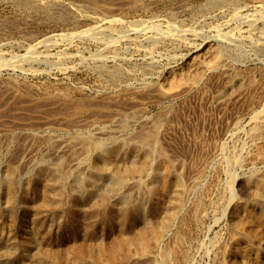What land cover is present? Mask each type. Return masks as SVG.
<instances>
[{"label":"rangeland","instance_id":"374dc122","mask_svg":"<svg viewBox=\"0 0 264 264\" xmlns=\"http://www.w3.org/2000/svg\"><path fill=\"white\" fill-rule=\"evenodd\" d=\"M19 1L0 0V264H264V1ZM206 45L218 46V64L192 88L160 94V78ZM86 137L113 149L107 160L86 151ZM140 144L154 149L151 166L140 183L128 176L120 193L128 204L142 197L150 207L145 248L122 238L135 234L140 217L118 227L91 215L102 195L105 206L118 203L112 169L138 159ZM40 166L51 201L32 229L24 212L38 201L29 181ZM176 183L185 204L171 213L166 186ZM87 188L92 192L74 204L79 218L71 220L69 201ZM25 189L32 195L26 200Z\"/></svg>","mask_w":264,"mask_h":264},{"label":"bare ground","instance_id":"6f19581e","mask_svg":"<svg viewBox=\"0 0 264 264\" xmlns=\"http://www.w3.org/2000/svg\"><path fill=\"white\" fill-rule=\"evenodd\" d=\"M19 1V0H18ZM33 1V0H32ZM45 1V0H44ZM46 1H48V0H46ZM56 1V0H55ZM60 1V0H59ZM62 1V0H61ZM85 1H87V0H85ZM96 1V0H95ZM211 1V0H210ZM225 0H223V2H224ZM251 1H254V0H251ZM256 1V0H255ZM262 1H264V0H262ZM261 1V2H262ZM20 2V1H19ZM23 2V1H22ZM28 2V1H27ZM43 2V1H42ZM90 2V1H89ZM88 1H87V3H89ZM218 2H219V0H218ZM217 2V4H219ZM25 3V2H24ZM45 3V2H44ZM46 3H48V2H46ZM86 3V4H87ZM93 3V2H92ZM213 3V2H212ZM216 3V2H215ZM55 4V3H54ZM56 4H57V2H56ZM59 4V3H58ZM91 4V3H90ZM96 4V3H95ZM94 4V5H95ZM210 4V3H209ZM19 5H21V4H19ZM61 5V4H60ZM78 5V4H77ZM92 5V4H91ZM140 5V4H139ZM34 6V5H33ZM33 6H32V8H33ZM45 6V5H44ZM53 6V5H52ZM51 6V7H52ZM54 6H56V5H54ZM58 6V5H57ZM61 6H64V5H61ZM84 6H85V4H84ZM23 7V6H22ZM39 7V5H37V8ZM41 7H43L42 5H41ZM90 7V6H89ZM91 7H93V6H91ZM31 8V9H32ZM40 8V7H39ZM46 8V7H45ZM44 8V9H45ZM47 9V8H46ZM49 9V8H48ZM47 9V10H48ZM51 9H53V8H51ZM67 9V8H66ZM75 9V8H74ZM74 9H73V11H74ZM77 9V8H76ZM95 9V8H94ZM55 10V9H54ZM49 11V10H48ZM51 12H52V10H50ZM72 11V10H71ZM77 11V10H76ZM60 12V11H59ZM66 12V11H65ZM53 13V12H52ZM61 14V13H60ZM48 15V14H47ZM55 15V14H54ZM62 15V14H61ZM66 15V14H65ZM72 15V14H71ZM50 16V15H49ZM60 16V15H59ZM46 17V16H45ZM61 17V16H60ZM63 17V16H62ZM113 17V16H112ZM62 19V18H61ZM64 19H66V18H64ZM68 19V18H67ZM70 19H72V18H70ZM112 20H114L113 18L112 19H109V21H112ZM91 26L90 27H85V29L83 28L82 30H76L75 32H72V34H76V33H80L81 31L82 32H86V31H88L90 28H92L93 26H92V24H90ZM95 25V24H94ZM98 28V27H97ZM98 30V29H97ZM74 31V30H73ZM94 31V30H93ZM96 31V30H95ZM90 32H92V31H90ZM71 33V32H70ZM180 34V33H179ZM178 36V35H177ZM209 43V42H208ZM215 45H217V44H215ZM195 48V47H194ZM223 53V52H222ZM26 58V57H25ZM188 60V59H187ZM221 60V59H220ZM225 61V60H224ZM4 62H6V61H4ZM11 62V61H10ZM9 62V63H10ZM13 62V61H12ZM218 62H219V48H218V46L216 47V46H213V45H206L205 47H203V49L201 50V51H199V52H193L192 54H191V56L189 57V60L187 61V62H185V63H183L182 65H180V66H178V67H175L174 69H172L171 71H169L165 76H163V78H160V80H161V83H160V85L158 86V88H157V90H159V92H160V94H163L164 96H170V94H171V92H172V90L174 89H178V88H182V87H185L186 89H187V87H191V86H193L195 83H196V81L197 80H199L200 79V77H201V75L205 72V71H207L209 68H213V67H215L217 64H218ZM221 62V61H220ZM8 64V63H7ZM6 64V65H7ZM101 65V64H100ZM102 67V66H101ZM105 68V67H104ZM96 69V68H95ZM98 69V68H97ZM103 69V68H102ZM219 69V68H218ZM113 70V69H112ZM115 70V69H114ZM113 70V71H114ZM170 70V69H169ZM103 70H101V72H102ZM104 72V71H103ZM112 72V71H111ZM106 73H108V71L106 72ZM121 73V72H120ZM120 73H118V74H120ZM236 73V72H235ZM103 74V73H102ZM115 73H113V75H114ZM109 75H111V74H109ZM108 74H107V76H109ZM117 75V74H116ZM118 76V75H117ZM235 76H237V75H235ZM240 76V75H239ZM113 77H111V79H112ZM116 79H118V78H116ZM235 79V78H234ZM114 80V79H113ZM111 81V80H110ZM232 82V81H231ZM15 83V82H14ZM159 84V83H158ZM195 86H197V85H195ZM10 87V86H9ZM192 88V87H191ZM191 88H189V89H191ZM13 89V88H12ZM183 89V88H182ZM15 90V89H14ZM17 90V89H16ZM155 90V89H154ZM13 91V90H12ZM11 91V92H12ZM180 91V90H179ZM58 92V91H57ZM185 92V91H184ZM60 93V92H59ZM58 93V94H59ZM64 94V93H63ZM66 94V93H65ZM67 94H68V92H67ZM175 94V93H174ZM177 94V93H176ZM163 98V97H162ZM167 98V97H166ZM72 99V98H71ZM69 100V99H68ZM161 100V99H160ZM159 100V101H160ZM174 100V99H173ZM78 101V100H77ZM168 104V103H167ZM75 105H77V103H75ZM79 105V106H78ZM78 107L80 108L81 107V100H80V104H79V102H78ZM171 105V104H170ZM83 106H85V105H83ZM72 107H76V106H72ZM71 107V108H72ZM86 107V106H85ZM171 107V106H170ZM159 108V107H158ZM165 109H168V108H165ZM137 110V109H136ZM262 110V109H261ZM263 111H264V108H263ZM71 112V111H70ZM77 112V111H76ZM163 112H166V110L165 111H163ZM162 113V112H161ZM160 113V114H161ZM159 114V115H160ZM256 114V113H255ZM258 114V113H257ZM122 115V114H121ZM129 116H130V113H129ZM132 116V115H131ZM156 117V116H155ZM254 117H255V115H254ZM127 118H129V117H127ZM132 119V118H131ZM153 119V118H152ZM155 119V118H154ZM156 119H157V117H156ZM161 119V118H160ZM252 119H254L253 117H252ZM256 119V118H255ZM151 120V119H150ZM129 121V120H128ZM127 120H126V122H128ZM161 121V120H160ZM261 121V120H260ZM125 122V121H124ZM153 122H154V120H153ZM152 122V123H153ZM122 124H123V122H122ZM129 124V123H128ZM151 124V123H150ZM154 125H155V123H153ZM152 124V125H153ZM158 124V123H157ZM161 124V123H160ZM125 125H127V124H125ZM263 125V124H262ZM74 126V125H73ZM85 126V125H84ZM87 126V125H86ZM123 126V125H122ZM145 126H147V125H145ZM70 127V126H69ZM80 127H82V126H80ZM125 127V126H124ZM148 127H150V126H148ZM147 127V128H148ZM153 127V126H152ZM146 127H144V129H145ZM146 128V129H147ZM257 128V127H256ZM143 129V128H142ZM158 129V128H157ZM88 130V129H87ZM160 130V129H159ZM259 130V129H258ZM257 130V131H258ZM81 133V132H80ZM142 133H146L145 131L144 132H142ZM147 133H149V132H147ZM256 133V132H255ZM127 135H129V134H127ZM141 135V134H140ZM150 135V134H149ZM142 136V135H141ZM140 136V138H143V137H141ZM147 136V135H146ZM49 137V136H48ZM73 137H75V136H73ZM76 137H78V136H76ZM75 137V138H76ZM134 137V136H133ZM101 138V137H100ZM105 138V137H104ZM111 138V137H110ZM128 138H131V136L130 137H128ZM138 138H139V136H138ZM145 138V137H144ZM49 139H50V137H49ZM114 139V138H113ZM132 139V138H131ZM134 139V138H133ZM107 140V139H106ZM129 140V139H128ZM128 140H126L125 141V143L128 141ZM149 140V139H148ZM152 140H153V138H152ZM9 141V140H8ZM84 141H85V143H86V151H88V153L89 152H95V154H96V156L98 157V158H100V159H102V160H105L106 158H107V156L110 154V152L113 150V149H111L107 144H106V142L105 141H103V140H92V139H90V138H88V137H86L85 139H84ZM130 141V140H129ZM108 142V141H107ZM117 142V141H116ZM133 142V141H132ZM150 142V141H149ZM112 143V142H111ZM110 143V144H111ZM118 143V142H117ZM134 143L136 144L137 143V140H136V142L134 141ZM144 143V142H143ZM145 143H146V141H145ZM51 144V143H50ZM119 144V143H118ZM123 144V143H122ZM147 144V143H146ZM149 144V143H148ZM141 145V144H140ZM139 145V146H140ZM117 146V145H116ZM122 146V145H121ZM125 146V145H124ZM139 146H135V152L137 153L135 156H137L138 155V159H136V160H130L129 161V163H127L125 166H124V168L122 167L121 169H119V168H115V169H112V174L114 175V181H113V187H114V189L116 190V193H117V195H116V197H117V199H120L119 201H118V203H115L114 201L113 202H110V204L109 205H106L105 206V195H100L101 197L99 198L100 199V203L98 204L97 203V206L95 207V209H94V211H92V213H91V215L93 216L94 215V217L95 216H97V217H100V219L102 220V221H104V222H106L107 224H109V225H111L112 223H114V224H117L116 226H118L119 227V225L122 227V226H127L128 225V223H130L129 222V220L130 219H132V218H134V217H140V220H141V225H142V227H141V225H140V227L135 231V234H133V235H129V233H127L126 231H124V234L122 235V238H123V242L125 243V244H129V245H134V247H137V246H135V245H138V246H140V247H142V248H145L146 246H147V240L145 239V232H144V229H145V226L149 223V218H147V216H146V214H147V212L149 211V209H150V207H149V209H147L145 206H144V204H143V202L141 201V199H142V197H141V199H139V200H136L135 202H133L132 204H128L127 202H125L124 200H123V198H124V194L122 195L121 193H120V191H121V189H120V185L121 184H123L126 180H127V178H128V176L130 177L131 176V178H132V181L133 182H138V183H140V182H142L143 181V179H142V177L144 176V175H142V173H144L145 172V170H147L148 168H149V166H151L150 165V160H151V156H152V154H153V151H154V149L152 148V147H147V146H144V145H141V148L139 147ZM81 147V146H80ZM119 147H120V145H119ZM118 147V148H119ZM78 148V147H77ZM76 148V149H77ZM84 148V149H85ZM122 148H125V147H122ZM128 148V147H127ZM126 149V148H125ZM120 150V149H119ZM157 150V149H156ZM121 151H123L122 149H121ZM84 152V151H83ZM82 152V153H83ZM132 152V151H131ZM76 153V152H75ZM74 153V154H75ZM77 153H79V152H77ZM76 153V154H77ZM82 153H80L79 155H82ZM60 155H63V154H60ZM133 154H131V156H132ZM155 155V154H154ZM111 156V155H110ZM117 156V155H116ZM127 156V155H126ZM160 156H162L161 154H160ZM44 157V156H43ZM60 157V156H59ZM77 157H78V155H77ZM89 157V156H88ZM112 157H114V155H112ZM124 157V156H123ZM157 157H158V155H157ZM156 157V158H157ZM128 158H130V157H128ZM155 158V159H156ZM159 158V157H158ZM45 159V158H44ZM49 159V158H48ZM75 159H77V158H75ZM118 159V158H117ZM160 159V158H159ZM158 159V160H159ZM56 161H57V159H55ZM60 160V159H59ZM107 160V159H106ZM237 160V159H236ZM65 161H67V160H65ZM65 161H64V165L63 166H67L68 164H66L65 163ZM97 162H98V159L96 160ZM121 161V160H120ZM61 162V161H60ZM68 162V161H67ZM79 162V161H78ZM103 162V161H102ZM112 162H114V161H112ZM127 162V161H126ZM53 163V162H52ZM111 162H109V163H106V164H110ZM114 163H116V161L114 162ZM119 163H121V162H119ZM124 163V162H123ZM99 164H100V162H99ZM161 164V163H160ZM181 164V163H180ZM51 165V164H50ZM98 165V164H97ZM113 165V164H112ZM118 165V164H117ZM116 165V166H117ZM44 166H45V164H44ZM98 166H100V165H98ZM110 166V165H109ZM120 166V165H119ZM180 166V165H179ZM183 166V165H182ZM35 167V166H34ZM56 167V166H55ZM93 167H95V166H93ZM105 168H106V166H104ZM103 167V168H104ZM121 167V166H120ZM159 167V166H158ZM163 167V166H162ZM1 168V167H0ZM64 168V170H65V167H63ZM83 168V167H82ZM81 168V169H82ZM98 167H96V169H97ZM107 168H108V166H107ZM110 168V167H109ZM166 168V167H165ZM73 169V168H72ZM80 169V170H81ZM153 169V168H152ZM157 169V168H156ZM160 169V168H159ZM12 170V169H11ZM59 170H60V168H59ZM63 170V171H64ZM75 170V169H74ZM76 170L78 171V169L76 168ZM149 170V169H148ZM48 171H49V169H48ZM77 171H75L74 173H76ZM161 171V170H160ZM56 172V171H55ZM59 172V171H58ZM107 172V171H106ZM47 173V172H46ZM51 173V172H50ZM109 173V172H108ZM163 173H164V171H163ZM178 173V172H177ZM58 174V173H57ZM88 174V173H87ZM158 173L157 172H152L151 174H150V178H151V180L157 175ZM3 175V174H2ZM81 175V174H80ZM105 176V175H104ZM64 177V176H63ZM84 177V176H83ZM76 178H78V177H76ZM96 178V177H95ZM94 178V175H88V176H86V180L89 182V183H91L92 184V182H95L96 181V179ZM162 178H163V182L164 183H166V179L167 178H165V176L163 177L162 176ZM5 179V178H4ZM50 179V178H49ZM52 179V178H51ZM98 179V178H97ZM112 180V179H111ZM21 181V180H20ZM57 181V179L55 180V182ZM60 181V180H59ZM64 181V180H63ZM147 181V180H146ZM157 181V180H156ZM177 181H179V180H177ZM196 181H198V180H196ZM30 183H31V185L34 187V189H35V191H32V194L33 195H36V197H37V202H35L34 204H33V206H31L30 208L28 207V209L24 212V217L26 216V213L29 211V220H30V222H31V224H32V229H36V228H39V226H40V222L38 221L39 219L37 218V216H36V214L38 213V212H41V211H45V210H49L48 208L50 207L49 206V203H50V199L47 197V195H45V193H47L48 192V189H49V185H50V180H48L47 178H46V176L44 175V168L42 167V166H40V168H39V171L38 172H36V175L34 176V177H32L31 179H30V181H29ZM81 182V181H80ZM79 182V183H80ZM84 182V181H83ZM133 182H132V184H133ZM16 183V181H13V180H11L10 181V185L8 184V192H7V196L10 198V193H11V190H12V188H13V185ZM28 183V182H27ZM98 183V182H97ZM110 183V182H109ZM128 184V183H127ZM146 184V183H145ZM155 184H157V183H151V185L149 186V188H148V190H149V193H154L155 192ZM181 184V183H180ZM180 184L179 183H176L175 184V186H174V188H171V187H169L168 185L166 186V188H167V190H168V192L171 194V196H172V206L170 207L171 208V210H172V212L171 213H175V212H178V211H180L181 209H182V206H183V200H182V198L180 197V195H179V186H180ZM185 184V183H184ZM199 184V183H198ZM232 184V183H231ZM230 184V185H231ZM52 185H53V183H52ZM61 185V184H60ZM97 185V184H96ZM174 185V184H173ZM172 185V186H173ZM57 186V185H56ZM80 186V185H79ZM86 186H88V185H86ZM111 186V187H112ZM2 187V186H1ZM82 187V186H81ZM91 187V186H90ZM94 187V186H93ZM112 187V188H113ZM130 187V186H129ZM128 187V188H129ZM230 187V186H229ZM233 187V186H232ZM78 188V187H77ZM95 188V187H94ZM126 188V187H125ZM124 188V189H125ZM131 188V187H130ZM33 189V188H32ZM40 189H42L43 191H44V194H43V192H41L40 191ZM52 189H53V187H52ZM67 189V188H66ZM107 189V188H106ZM110 189V188H109ZM1 190V189H0ZM73 190V189H72ZM84 190V189H83ZM92 190V188H87V189H85L84 191H81V192H79V194L78 195H74L73 197H72V200L71 201H69V207L67 208V213H68V215H69V217H70V219L71 220H74V221H76L77 219L76 218H79L78 217V214H79V211L76 209V208H74V204L76 203V202H78V200L81 198V196L83 195V194H85V193H90V192H92L91 191ZM96 190H98V189H96ZM111 190V189H110ZM232 189H230V191H231ZM47 191V192H46ZM104 191V190H103ZM140 191V190H139ZM141 191H142V189H141ZM190 191V190H189ZM188 191V192H189ZM256 191V190H255ZM50 192V191H49ZM52 192V191H51ZM57 192V191H56ZM78 192V191H77ZM94 192V191H93ZM110 192H112V194H113V192L114 191H110ZM145 192H147V191H145ZM15 193V192H14ZM55 193V192H54ZM58 193V192H57ZM56 193V194H57ZM100 193V192H99ZM103 193V192H102ZM139 193V192H138ZM233 193H234V191H233ZM91 194V193H90ZM30 191H29V189H25V190H23L22 191V196H23V198L26 200V199H28V197H30ZM85 195H89V194H85ZM108 195V194H107ZM127 195V194H126ZM32 196V195H31ZM50 196H51V194H50ZM147 196V195H146ZM231 196H233V195H231ZM52 197V196H51ZM56 197V196H55ZM108 197H110V196H108ZM54 198V197H53ZM53 198H51V199H53ZM68 198V197H67ZM167 198V197H166ZM232 198V197H231ZM99 199H96L95 198V200H96V202H97V200H99ZM147 199V198H146ZM57 200V199H56ZM82 200H84L83 198H82ZM94 200V201H95ZM132 200V199H131ZM143 200H144V198H143ZM63 201V200H62ZM65 201V200H64ZM93 201V202H94ZM144 201H146V200H144ZM82 202H84V201H82ZM132 202V201H131ZM66 203V202H65ZM64 203V204H65ZM32 204V203H31ZM59 204V203H58ZM62 204V203H61ZM185 204V203H184ZM190 204V203H189ZM53 205V204H52ZM93 205V204H92ZM94 205H95V203H94ZM93 205V206H94ZM150 205V204H149ZM13 206V205H12ZM53 206H56V205H53ZM58 206V205H57ZM61 205H59V207H60ZM62 206H63V204H62ZM92 206V207H93ZM193 206V205H192ZM19 207V206H18ZM88 207H89V205H88ZM91 207V206H90ZM165 207V206H164ZM14 208V207H13ZM21 208V207H20ZM187 208V207H186ZM12 209V208H11ZM51 209V208H50ZM52 209H53V207H52ZM83 209V208H82ZM86 209V208H85ZM89 209H91V208H89ZM168 209V208H167ZM185 209V208H184ZM264 209V208H263ZM166 210V209H165ZM165 210H163V211H165ZM170 210V211H171ZM191 210V209H190ZM83 211V210H82ZM155 211V210H154ZM170 211L168 212V216H167V221L168 222H171V221H169V219H171L172 217H171V213H170ZM9 212V211H8ZM84 212V211H83ZM185 212H187V211H185ZM11 213V212H10ZM10 213H8V214H10ZM13 213V212H12ZM7 214V215H8ZM195 214V213H194ZM187 215V214H186ZM185 215V216H186ZM14 216V215H13ZM17 216V215H16ZM39 216H40V214H39ZM182 216V215H181ZM9 217V216H8ZM23 217V218H24ZM58 217V216H57ZM152 217H154V216H152ZM60 218V217H59ZM87 218V217H86ZM155 218V217H154ZM174 218V217H173ZM172 218V219H173ZM186 218V217H185ZM42 219V218H41ZM50 219V218H49ZM53 219V218H52ZM61 219V218H60ZM81 219V218H80ZM150 219H151V217H150ZM153 219V218H152ZM181 219V218H180ZM183 219V218H182ZM79 220V219H78ZM96 220H98V219H96ZM155 220V219H154ZM180 221V220H179ZM231 221V220H230ZM235 220H233V222H232V224L233 223H235L234 222ZM44 222H45V220H44ZM166 222V221H165ZM188 222V221H187ZM21 223V222H20ZM94 223V225H95V222H93ZM159 223V222H158ZM181 223H182V220H181ZM22 224V223H21ZM98 224V223H97ZM153 224H154V222H153ZM160 224V223H159ZM166 224V223H165ZM169 225L171 224L172 225V223H168ZM174 224V223H173ZM189 224V223H188ZM231 224V223H230ZM237 224H238V222H236V225L235 226H237ZM30 225V224H29ZM175 225V224H174ZM112 226V225H111ZM168 226V225H167ZM56 227H58V226H56ZM162 227L164 228V224L162 225ZM183 227V226H182ZM25 228V227H24ZM64 228H65V226H64ZM133 228V227H132ZM159 228V227H158ZM166 228V227H165ZM164 228V229H165ZM168 228V227H167ZM101 229V228H100ZM134 229V228H133ZM180 229V228H179ZM178 229V230H179ZM71 230V229H70ZM135 230V229H134ZM63 231V230H62ZM110 231V230H109ZM158 231V230H157ZM163 231V230H162ZM166 231V230H165ZM177 231V230H176ZM235 231V230H234ZM183 232V231H182ZM156 233V232H155ZM159 233V232H158ZM186 233V232H185ZM48 234H49V232H48ZM64 234V233H63ZM130 234H132V233H130ZM175 234V233H174ZM117 235V234H116ZM115 235V237H117ZM119 235H120V233H119ZM119 235H118V237H119ZM172 235V234H171ZM53 236V235H52ZM73 236V235H72ZM161 237H162V235H160ZM174 236V235H173ZM46 237V236H45ZM58 237V236H57ZM69 237H70V235H69ZM110 239V238H109ZM119 239H120V237H119ZM149 239V238H148ZM48 240H50V238L48 239ZM54 240V239H53ZM60 240H61V238H60ZM79 240V239H78ZM111 240H113L112 238H111ZM120 240H122V239H120ZM81 241H83V240H81ZM90 241V240H89ZM101 241V240H100ZM104 241V240H103ZM149 241V240H148ZM48 242V241H47ZM76 242H78V241H76ZM80 242V241H79ZM87 242V241H86ZM85 242V243H86ZM92 242H94V241H92ZM113 242H115V240L113 241ZM122 242V241H121ZM16 243V242H15ZM84 243V242H83ZM90 243V242H89ZM105 243H107V241L105 240ZM116 243V242H115ZM37 244V243H36ZM69 244H74L73 242L72 243H68V245ZM97 244V243H96ZM108 244V243H107ZM67 245V244H66ZM85 245V244H84ZM86 245H90V244H86ZM100 245V244H99ZM114 245V244H113ZM112 245V246H113ZM124 245V244H123ZM132 245V246H133ZM36 246V245H35ZM39 246V245H38ZM46 245H44V247H45ZM48 246V245H47ZM79 246H81V245H79ZM91 246V245H90ZM94 246V245H93ZM115 246H117V244L115 245ZM160 246V245H159ZM37 247V246H36ZM69 247V246H68ZM68 247H66L67 249H68ZM87 247V246H86ZM125 247V246H124ZM139 247V248H140ZM76 248H78V247H76ZM88 248V247H87ZM103 248V247H102ZM106 249H107V247H105ZM113 248H114V246H113ZM117 248V247H116ZM6 249V248H5ZM88 249H91V248H88ZM92 249H94V248H92ZM91 249V250H92ZM118 249V248H117ZM125 249V248H124ZM128 249V248H127ZM129 249H131L130 247H129ZM166 249H167V247H166ZM35 250H36V248H35ZM43 250V249H42ZM47 250V249H46ZM45 250V251H46ZM65 250V249H64ZM64 250H62L63 252L62 253H65L64 252ZM96 250H98V248L96 249ZM96 250H94V252L96 251ZM100 250H102V249H99V251ZM141 250V249H140ZM171 250V249H170ZM169 250V251H170ZM188 250V249H187ZM51 251V250H50ZM66 251H69V249L68 250H66ZM87 251V250H86ZM103 251H104V249H103ZM107 251V250H106ZM109 251V250H108ZM134 251V250H133ZM137 251V250H136ZM142 251V250H141ZM154 251V250H153ZM60 253H61V251H59ZM58 252V253H59ZM74 252V251H73ZM77 252H78V250H77ZM89 252V251H88ZM92 252V251H91ZM105 252V251H104ZM113 252V251H112ZM116 252V251H115ZM120 252H122V251H120ZM130 252H132L131 250L129 251V253ZM87 253V252H86ZM97 253H99V252H97ZM107 253V252H106ZM105 253V254H106ZM110 253V252H109ZM128 253V251L126 252V254ZM136 253V252H135ZM167 253V252H166ZM40 254H42V253H40ZM40 254H36L35 255V259H38V260H40V261H42V260H44V257L43 256H41ZM67 254V253H66ZM79 254V253H78ZM90 254V253H89ZM112 254H114V253H112ZM116 254V253H115ZM124 254V253H123ZM159 254V253H158ZM168 254H170V253H168ZM31 255H32V253H31ZM53 255H54V253H53ZM75 255V254H74ZM80 255V254H79ZM118 255H119V253H118ZM125 255V254H124ZM128 256H129V254H127ZM183 255H184V253H183ZM182 255V256H183ZM45 256V255H44ZM122 256V255H121ZM11 257V256H10ZM54 257V256H53ZM55 257H57V255L55 256ZM54 257V258H55ZM68 257V256H67ZM98 257V256H97ZM102 257V256H101ZM100 257V258H101ZM127 257V256H126ZM170 257V256H169ZM50 258V257H49ZM54 258H52V259H54ZM64 258V257H63ZM68 258H70V257H68ZM67 258V259H68ZM113 258V257H112ZM125 258V257H124ZM123 258V259H124ZM179 258V257H178ZM181 258V257H180ZM185 258V257H184ZM72 259H73V257H72ZM72 259H69L68 261H70V260H72ZM117 259V258H116ZM115 259V260H116ZM122 259V258H121ZM129 259V258H128ZM168 259V258H167ZM189 259V258H188ZM32 260V259H31ZM56 260V259H55ZM102 260V259H101ZM111 260V259H110ZM119 260H120V258H119ZM183 260V259H182ZM62 261V260H61ZM67 261V262H68ZM77 261V260H76ZM90 261V260H89ZM24 262V261H23ZM26 262V261H25ZM51 262V261H50ZM90 262H92V261H90ZM157 262V261H156ZM161 262V261H160ZM21 263V262H20ZM32 263H33V261H32ZM65 263V262H64ZM93 263V262H92ZM159 263V262H158ZM187 263V262H186ZM34 264H35V262H34ZM37 264V263H36ZM42 264H43V262H42ZM45 264V263H44ZM61 264H62V262H61ZM68 264V263H67ZM72 264V263H71ZM75 264H76V262H75ZM77 264H80V263H77ZM84 264H87V263H84ZM91 264V263H90ZM157 264V263H156Z\"/></svg>","mask_w":264,"mask_h":264}]
</instances>
